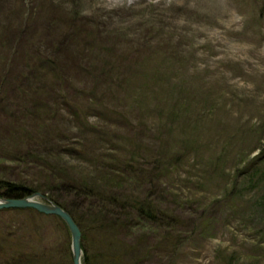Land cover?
I'll return each mask as SVG.
<instances>
[{
    "label": "rangeland",
    "instance_id": "374dc122",
    "mask_svg": "<svg viewBox=\"0 0 264 264\" xmlns=\"http://www.w3.org/2000/svg\"><path fill=\"white\" fill-rule=\"evenodd\" d=\"M16 4L0 0L7 10L0 19L13 9L15 26L28 12ZM79 7L109 40L83 54L94 60L106 54L116 85L91 92L100 102L95 107L83 100L86 93L79 97V80L48 97L41 92L46 107L28 122L37 128L47 122L49 135L78 152L93 143V128L106 135L102 145H89L98 154L116 150L125 160L138 153L142 170L159 160L163 168L153 200L159 222L91 237L88 255L98 256L101 238L114 264H264V168L252 182L241 177L264 155V0H82ZM36 17L28 20L42 30L46 23ZM6 57L1 50L0 81L11 105L22 69L3 64ZM36 93H19V109L27 111ZM58 96L69 110L52 103ZM75 119L85 127L67 132ZM171 156L179 158L175 167L167 166ZM79 172L70 173L76 181ZM9 211H0V237L16 241L7 248L0 241V264H37L49 252L60 257L65 236L55 221Z\"/></svg>",
    "mask_w": 264,
    "mask_h": 264
},
{
    "label": "trees",
    "instance_id": "16d2710c",
    "mask_svg": "<svg viewBox=\"0 0 264 264\" xmlns=\"http://www.w3.org/2000/svg\"><path fill=\"white\" fill-rule=\"evenodd\" d=\"M16 2L15 7L23 6V3L27 5V13L30 14L19 17L20 23L16 26L18 16L11 15L13 9L6 22L3 18L0 19V51L7 54L3 64L14 63L22 69L15 79L18 88L15 90L13 104L9 105V99L5 98L3 93L7 92L0 81V134H4L0 138V199L19 200L35 195L46 198L69 214L78 226L82 235L84 264H114L111 252L100 248L103 243L101 238L97 244L98 256L88 255L89 238L107 235L109 231L115 232L118 228L138 229L143 224L159 222L155 216L153 200L158 191L156 186L159 184V176L162 175L159 174L163 170L159 166L161 161H154L150 172H146L139 165L138 153H129L125 160H121L116 153L113 154L116 150H108L109 155L98 154V150H93L94 147L89 145H102L106 135L101 131L95 132L93 128L88 133L93 143L91 141V144L86 142L87 145L78 146L84 149L82 152L67 149L65 146L70 144L65 145L64 141L49 135L51 128L46 127L47 122L43 123L45 127L38 128L28 122L34 118V112L38 108L42 106L44 110L46 107L41 92L47 93L48 97L49 94L67 88L69 81L79 80L77 83L81 82L79 86L82 92L79 97L82 98L86 93L87 97L82 99L95 107L94 103L100 102L92 93L100 94L102 90L111 92L112 86L116 85V72L106 54H100L95 60L83 54L94 52L96 42L108 43L109 40H105L108 32L105 33L99 24L93 26L92 22L81 15L79 6L82 0H73L71 3L46 0L45 12V8H41L42 0H35L32 9L34 0ZM37 2L40 4L37 5ZM67 4L75 8L69 10ZM5 8L0 9V13H6ZM34 15L39 17L41 24L46 23L42 30H38L39 26H36L35 21L28 20ZM44 38L47 41H42ZM126 60L128 59L121 57L120 63ZM96 62H100L97 70ZM120 76L118 74L117 79ZM29 90L37 91L34 94L36 98L28 101L27 111L19 109L18 105L22 104L19 93ZM52 103L68 110L72 106L62 96H58ZM72 116L78 118L76 115ZM75 121L67 125V132H80L85 127L82 122L77 119ZM5 138L7 141H3ZM11 141L14 143H10ZM3 149L7 151L6 154ZM83 156H87L86 160ZM260 158L249 165L241 176L243 179L252 182L259 178L260 168H264V155ZM178 161L179 158L171 156L167 166L175 167ZM72 171L79 172V181L72 178ZM262 172L264 174V170ZM259 203V209L264 211V195ZM9 212L55 221L65 236L60 257L57 258L50 252L38 259H35L36 254L33 253L32 256L37 264H72L70 235L66 225L58 218L41 216L32 210ZM0 241L3 242L1 246L7 248L16 239L0 237ZM12 261L7 264H20Z\"/></svg>",
    "mask_w": 264,
    "mask_h": 264
},
{
    "label": "water",
    "instance_id": "95a60500",
    "mask_svg": "<svg viewBox=\"0 0 264 264\" xmlns=\"http://www.w3.org/2000/svg\"><path fill=\"white\" fill-rule=\"evenodd\" d=\"M9 210H32L41 216H53L58 218L64 225H66L70 235L72 264H84L81 246L82 235L78 226L74 224L70 215L64 210H61L58 206L51 204L46 198L39 195L19 200L0 199V211Z\"/></svg>",
    "mask_w": 264,
    "mask_h": 264
}]
</instances>
